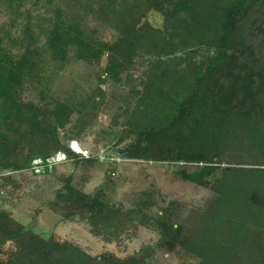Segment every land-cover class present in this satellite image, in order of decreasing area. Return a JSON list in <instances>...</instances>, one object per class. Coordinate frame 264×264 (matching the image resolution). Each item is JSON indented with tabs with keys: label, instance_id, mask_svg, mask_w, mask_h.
<instances>
[{
	"label": "trees",
	"instance_id": "obj_1",
	"mask_svg": "<svg viewBox=\"0 0 264 264\" xmlns=\"http://www.w3.org/2000/svg\"><path fill=\"white\" fill-rule=\"evenodd\" d=\"M73 8L120 33L100 38ZM1 14L25 43L0 33V264H264V0H0ZM72 62L89 68L85 84L58 91ZM94 132L115 156L176 166L205 195L146 188L128 206L108 198L112 170L92 193L72 173L53 177L58 152L97 159L69 146ZM37 160L41 181L24 174ZM49 175L63 184L35 213L44 205L103 245L139 244L91 253L4 208Z\"/></svg>",
	"mask_w": 264,
	"mask_h": 264
},
{
	"label": "rangeland",
	"instance_id": "obj_2",
	"mask_svg": "<svg viewBox=\"0 0 264 264\" xmlns=\"http://www.w3.org/2000/svg\"><path fill=\"white\" fill-rule=\"evenodd\" d=\"M73 9L77 16L82 19L83 25L87 29H97V35L100 38L112 40L120 33L118 28L99 21L91 14L87 15L78 8ZM1 31L9 32L10 37L15 39L13 44L16 47L25 43L22 24L11 25L9 17L5 14L0 15V33ZM89 73V68L81 62H72L61 71L56 82V89L61 91L72 81L85 84V79ZM95 132L91 136H85L83 140H77L72 146V141H69V146L84 156L94 155L97 159L91 163H79L76 165L66 159L63 154H56L49 160L56 167L53 177L66 176L72 173L71 181L73 186L92 193L96 188L103 185L106 173L112 170L115 174L112 171L108 172L113 184L111 189L106 190L108 198L113 202H122L125 205L130 204L132 198L135 200L136 194L146 188L160 190L166 198H177L184 201L202 198L205 195V189L177 179L174 174L177 167L172 164H153L141 160H126L115 156L113 148L107 146L106 141L99 136H97L99 138L95 137ZM34 163L36 167L25 171L24 174L29 179L41 181L44 174L36 175V171L41 170L42 166H40L39 160ZM147 167L148 170L145 171ZM48 178L52 181V176L49 175ZM62 184V181L56 178L52 182H48L44 187L40 185L38 188H34V185L29 183L23 187L19 198L11 199V202L5 204L4 208L8 209L22 224L26 226L30 224L40 234L47 236L55 232L59 237L77 242L91 253L110 249L117 254H125L130 251L128 249H132L139 244V241H135L130 244V248L127 250H121L113 244L103 245L82 225L70 222L61 223L59 215L51 213L44 205L43 210L40 208L35 213L39 204L43 200L45 201L47 197H53L54 190L60 188ZM31 223L33 224L31 225ZM160 260L167 262L166 264H195L196 262V260L188 257L177 258L176 255L171 256L168 261H164L161 257Z\"/></svg>",
	"mask_w": 264,
	"mask_h": 264
},
{
	"label": "clouds",
	"instance_id": "obj_3",
	"mask_svg": "<svg viewBox=\"0 0 264 264\" xmlns=\"http://www.w3.org/2000/svg\"><path fill=\"white\" fill-rule=\"evenodd\" d=\"M72 143H73V141H72ZM72 148V147H71ZM73 149V148H72ZM73 150H75V151H77L76 149H73ZM59 153H61V152H58L57 154H59ZM61 154H63L64 155V153H61ZM54 157V156H53ZM64 157H65V155H64Z\"/></svg>",
	"mask_w": 264,
	"mask_h": 264
},
{
	"label": "bare ground",
	"instance_id": "obj_4",
	"mask_svg": "<svg viewBox=\"0 0 264 264\" xmlns=\"http://www.w3.org/2000/svg\"><path fill=\"white\" fill-rule=\"evenodd\" d=\"M71 146H72V143H71Z\"/></svg>",
	"mask_w": 264,
	"mask_h": 264
}]
</instances>
